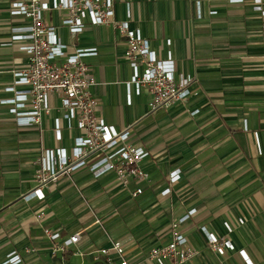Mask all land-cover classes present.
Masks as SVG:
<instances>
[{"label": "crops", "instance_id": "crops-1", "mask_svg": "<svg viewBox=\"0 0 264 264\" xmlns=\"http://www.w3.org/2000/svg\"><path fill=\"white\" fill-rule=\"evenodd\" d=\"M11 1L0 0V100L12 95L4 88L27 59L10 41L12 29L26 24L10 14ZM113 9L117 21L130 12V26L141 30L159 59L171 51L175 75L193 77L190 94L151 113L143 88L127 104L125 38L88 20L77 35L59 26L68 54L95 48L81 59L97 81L96 115L118 131L130 128L133 145L148 153L139 163L148 178L122 186L114 172L95 178L81 168L49 182L43 199L25 200L36 186L41 146L58 143L51 120H43L42 132L19 126L0 103V264H91V252L113 239L131 262L144 264L149 249L168 242L170 224L189 210L194 213L180 229L198 253L184 264H245L239 250L264 264V0H113ZM60 145L71 146L66 130ZM173 172L179 179L170 182ZM137 187L142 192L133 196ZM201 227L234 249L212 252ZM45 228L59 231L60 239L50 241ZM75 232L80 241L52 255V244ZM12 254L20 261L9 262Z\"/></svg>", "mask_w": 264, "mask_h": 264}, {"label": "built area", "instance_id": "built-area-1", "mask_svg": "<svg viewBox=\"0 0 264 264\" xmlns=\"http://www.w3.org/2000/svg\"><path fill=\"white\" fill-rule=\"evenodd\" d=\"M9 11L11 15L26 21V24L12 29L10 41L25 53L27 59L23 66L13 72L12 83L4 88L12 95L1 99L0 103L9 107V113L19 126H32L42 132L43 120H51L53 139L58 143L53 147L41 146L34 173L36 186L24 195V199H43L42 188L49 182L69 176L81 168H87L95 178L114 172L122 186H126L130 180H146L147 173L139 163L148 153L142 147L133 145L130 128L118 131L96 115L97 100L92 88L97 81L90 67L81 59L84 55L95 54V48L76 49L68 54L67 45L61 42L58 35V27H66L71 35H77L84 30L85 21L88 20L91 25H111L118 30L125 38L124 58L131 68L130 79L125 82L126 103L129 105L132 95H139L145 88L150 94L148 105L151 113L167 109L175 102L186 100L193 77L183 73L175 75L171 51L167 52L165 59L158 58L141 30L130 26L129 11L128 19L115 20L113 0H12ZM51 13L57 16L58 24L51 22ZM200 15L198 9L197 17ZM197 112L198 109L192 114ZM243 127L247 130L246 121ZM63 130L67 131L71 140L69 149L60 145ZM74 130L77 134H74ZM253 134L260 151L257 134ZM178 179L179 173L173 172L170 182ZM141 192L142 188L137 187L132 195ZM193 213L194 210H189L172 222L170 240L150 248L142 263L184 264L195 257L197 250L189 244L180 229ZM42 215L40 212L36 217L41 218ZM243 222V219H239V223ZM201 231L208 248L217 255L234 249L231 241L219 238L205 227H201ZM44 234L53 242L61 237L59 231L46 228ZM80 239V233L75 232L58 244L53 243L52 255L65 251ZM238 253L245 264H253L244 250ZM91 255V264H136L128 259L123 244L116 239L91 252ZM8 261L19 262V255L12 254Z\"/></svg>", "mask_w": 264, "mask_h": 264}]
</instances>
